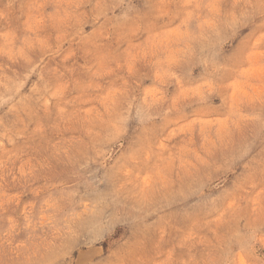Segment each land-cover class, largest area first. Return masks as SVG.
<instances>
[{
	"label": "rangeland",
	"instance_id": "1",
	"mask_svg": "<svg viewBox=\"0 0 264 264\" xmlns=\"http://www.w3.org/2000/svg\"><path fill=\"white\" fill-rule=\"evenodd\" d=\"M0 264H264V0H0Z\"/></svg>",
	"mask_w": 264,
	"mask_h": 264
}]
</instances>
